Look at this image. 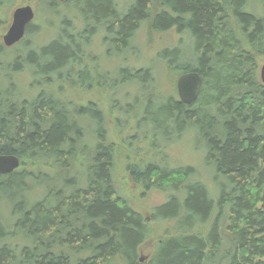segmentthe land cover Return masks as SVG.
Instances as JSON below:
<instances>
[{
	"label": "trees",
	"instance_id": "16d2710c",
	"mask_svg": "<svg viewBox=\"0 0 264 264\" xmlns=\"http://www.w3.org/2000/svg\"><path fill=\"white\" fill-rule=\"evenodd\" d=\"M42 3L76 11L79 25L76 32L72 19L62 20L55 39L29 50L37 34L33 22L24 39L9 47L25 48L6 65L10 86H0V155L20 161L17 169L0 175V195L6 192L10 216L5 220L0 204V264H264V85L258 74L264 60V0ZM143 23L158 33L173 29L187 40L183 50L165 48L159 57L178 76L199 73L198 97L188 105L172 95L159 97L164 100L159 109L165 123L180 133L190 126L201 138L204 162L219 182L213 197L204 183L189 179L190 166L169 168L165 159L129 166L145 188L183 192L181 198L169 194L154 212L156 218L178 220L175 233L160 237L150 259L140 262L137 251L150 232L115 186L116 147L105 143L106 116L93 101L82 106L63 94L64 87L94 85L85 67L93 54L84 51L91 36L103 30V41L117 54L129 50ZM9 48L0 42V65L7 62ZM31 64L37 67L35 81L28 83L33 95L15 90L12 81ZM117 79L115 85L141 83L155 92L148 68H121ZM102 85L99 77L94 86ZM86 115H97L96 132L81 122ZM89 133L95 147L82 146L86 172L43 194L45 186L81 164L76 156ZM47 169L54 175H45ZM32 178L35 184H27ZM37 191L38 198L30 200ZM207 222L205 234L195 229Z\"/></svg>",
	"mask_w": 264,
	"mask_h": 264
},
{
	"label": "rangeland",
	"instance_id": "374dc122",
	"mask_svg": "<svg viewBox=\"0 0 264 264\" xmlns=\"http://www.w3.org/2000/svg\"><path fill=\"white\" fill-rule=\"evenodd\" d=\"M40 1L14 0L12 4V0H0V19L5 22L0 24V42H2L1 37L11 21V12L14 8L24 4L32 6L35 12L33 22L37 26V34L31 36L30 39L31 43L35 45L33 44L29 47V50H37L50 40L55 39L60 34V29L62 30V20L70 21L72 19L75 31H78L79 16L76 11L68 9L53 10L45 3L38 4ZM146 25V23L141 24L140 28L135 32L129 50L117 52V54H114L115 52L111 54L112 45L110 44L109 46L108 42L103 41L104 31L98 30L90 37L89 43L91 46L87 47L86 50L84 49L86 54H93V59L88 61L85 67L90 71L89 76H94L92 81L94 85H96V81H99L100 77L104 80L105 87L103 85H93L90 88H82L80 86L81 89L64 87L63 96L65 97L68 94L71 100L82 106L87 101H93L95 109L99 108L102 110V114H105L107 125L102 126L105 129V143L112 142L116 147L112 172L115 186L119 196L130 207L141 213L145 224L148 226L150 235L139 246L137 251L138 257L142 256L145 257V260H148L154 252L158 239L175 233V225L176 221H178L154 217L156 208L167 200L169 194H174L181 198L183 192H166L156 187L145 188L132 178L128 169L129 166L158 159H165L164 162L169 168L190 166L193 168L194 174L189 179L199 180L204 183L213 194V197H215L214 190H216L217 182L219 181L216 177L214 178L211 174V169L204 162L205 151L201 138L196 135V132L190 126H185V129L180 133L174 124L169 121L165 123V115L159 109L164 97L172 95L174 98H178L176 92L178 72L167 70L166 64L161 60L159 54L165 48L171 49L176 46H181L183 50L187 45V40L173 29L158 33L147 30ZM68 32L71 33L70 30ZM24 48L18 45L17 49L9 48L7 50L8 57L5 58L7 62L0 65V86L2 88L10 86L7 79V74L9 75V73L6 65L13 61V54L16 50L24 51ZM107 48L111 49V51L108 52ZM121 68H148L154 77L153 89L155 92L152 91L151 85L145 86L141 83L138 84V87L137 83L136 85L132 83L115 85V82H119L117 77ZM23 69L24 72L15 74L12 77L14 79L12 80L14 81V89L20 90L21 93L33 95L34 89L30 88L28 83L35 81L36 78L34 76L37 67L31 64L26 65ZM76 75L78 76V82L80 75L78 73ZM55 85L58 86V84ZM147 88L150 89L146 94ZM81 122L86 123L91 133L96 132L98 128L96 124L97 115L92 118L86 115L81 118ZM91 133L87 134L86 138L81 141L80 150L76 156V160L81 164H78L73 171L65 172L52 184L45 186V189L43 188L44 191L42 190L43 194L48 193L50 188H61L67 179L76 180L79 175H83L86 172V167H84L86 156H83L81 151L84 144L89 145V148L95 147ZM46 174L53 176L54 172L47 169L45 171ZM35 181L32 178L31 181L29 179L26 183L33 185ZM36 186L40 185L37 184ZM5 193L1 192L0 197L3 200L0 201V204L3 208L2 214L5 220H8L7 218L10 216L7 212L9 207H6L4 202ZM38 196L37 191L30 200L33 199L35 201ZM215 214H213L212 218H214ZM208 224L211 225L210 222H207L205 225L195 227V229L201 234H205L208 231ZM16 236L18 237L19 235ZM111 264H119V262L113 261Z\"/></svg>",
	"mask_w": 264,
	"mask_h": 264
},
{
	"label": "water",
	"instance_id": "95a60500",
	"mask_svg": "<svg viewBox=\"0 0 264 264\" xmlns=\"http://www.w3.org/2000/svg\"><path fill=\"white\" fill-rule=\"evenodd\" d=\"M65 2L66 0H55ZM35 12L30 4H24L13 9L11 21L1 40L4 47H12L21 41L25 35V27L32 22ZM259 77L264 85V61L259 67ZM202 79L197 72H186L181 74L176 81L179 100L184 104L193 103L199 94ZM20 164L17 156L12 154L0 155V175L11 173ZM140 261H143L140 258Z\"/></svg>",
	"mask_w": 264,
	"mask_h": 264
},
{
	"label": "bare ground",
	"instance_id": "6f19581e",
	"mask_svg": "<svg viewBox=\"0 0 264 264\" xmlns=\"http://www.w3.org/2000/svg\"><path fill=\"white\" fill-rule=\"evenodd\" d=\"M262 63H263V62H262ZM262 63H261V64H262ZM261 64H260V65H261ZM259 67H260V66H259ZM190 72H192V71H190ZM194 72H196V71H194ZM184 73H186V72H184ZM181 74H183V73H181ZM181 74H180V75H181ZM198 74H199V73H198ZM258 74H259V70H258ZM180 75H179V76H180ZM179 76H178V77H179ZM178 77H177V78H178ZM200 77H201V76H200ZM259 79H260V77H259ZM176 81H177V79H176ZM260 81H261V80H260ZM261 83H262V82H261ZM176 92H177V88H176ZM177 94H178V93H177ZM178 98H179V97H178ZM18 167H19V166H18ZM18 167H17V168H18ZM17 168H16V169H17ZM13 171H14V170H13ZM140 258H142L143 260L145 259V257L140 256V257H139V261H140ZM140 262H142V261H140Z\"/></svg>",
	"mask_w": 264,
	"mask_h": 264
},
{
	"label": "flooded vegetation",
	"instance_id": "af4514ba",
	"mask_svg": "<svg viewBox=\"0 0 264 264\" xmlns=\"http://www.w3.org/2000/svg\"><path fill=\"white\" fill-rule=\"evenodd\" d=\"M33 20H34V19H33ZM31 23H33V21L30 22V23H28V24L26 25V27H25V35H26L27 26H28L29 24H31ZM6 30H7V29H6ZM25 35H24V37H25ZM24 37H23V39H24ZM23 39H22V40H23ZM22 40H21V41H22ZM21 41H19L18 43H20ZM18 43H16V44H18ZM16 44H15V45H16ZM13 46H14V45H13Z\"/></svg>",
	"mask_w": 264,
	"mask_h": 264
}]
</instances>
